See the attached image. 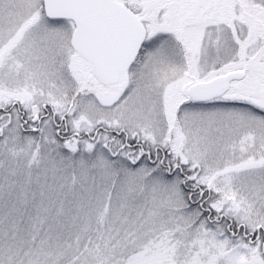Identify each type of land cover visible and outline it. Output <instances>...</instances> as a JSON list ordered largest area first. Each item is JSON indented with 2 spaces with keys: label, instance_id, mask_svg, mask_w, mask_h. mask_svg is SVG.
Masks as SVG:
<instances>
[{
  "label": "snow or ice",
  "instance_id": "1",
  "mask_svg": "<svg viewBox=\"0 0 264 264\" xmlns=\"http://www.w3.org/2000/svg\"><path fill=\"white\" fill-rule=\"evenodd\" d=\"M0 264H264V0H0Z\"/></svg>",
  "mask_w": 264,
  "mask_h": 264
}]
</instances>
